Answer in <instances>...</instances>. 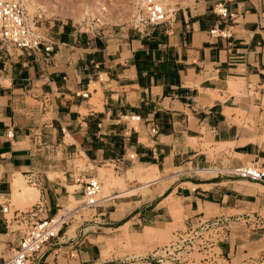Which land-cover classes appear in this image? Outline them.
Returning a JSON list of instances; mask_svg holds the SVG:
<instances>
[{
	"label": "crops",
	"instance_id": "crops-1",
	"mask_svg": "<svg viewBox=\"0 0 264 264\" xmlns=\"http://www.w3.org/2000/svg\"><path fill=\"white\" fill-rule=\"evenodd\" d=\"M216 1L232 16L214 14ZM73 27L62 21L46 31L50 52L0 51V263L18 239L4 222L17 209L16 172L37 188L41 216L68 200L76 174L107 166L117 174L109 197L63 224L34 264H109L116 251L103 258L102 248L112 232L143 237L149 229L165 240L182 225L230 224L264 209V183L214 170L264 169V0H195L140 32ZM168 197L180 203L182 225ZM173 220L178 226L164 232Z\"/></svg>",
	"mask_w": 264,
	"mask_h": 264
},
{
	"label": "rangeland",
	"instance_id": "rangeland-1",
	"mask_svg": "<svg viewBox=\"0 0 264 264\" xmlns=\"http://www.w3.org/2000/svg\"><path fill=\"white\" fill-rule=\"evenodd\" d=\"M20 1L23 3V0ZM194 1L168 0L165 7L170 15L175 7L193 3ZM33 3L34 9L31 17L34 20H38V25L43 34L62 21L73 23V28L78 31H85L90 35L96 36L99 33L112 31L140 32V30L144 31L152 27L146 26L140 28V30L133 27L136 9L131 10L129 7L137 6L134 4L135 0H34ZM95 3L99 8L105 7V12H111L109 15L113 19L99 20L97 16L90 15ZM86 10L89 12L88 16L84 14ZM1 50H4V48ZM238 88L243 90V83L239 84ZM219 148L220 146H217L216 150ZM84 164V159H75L77 168H84ZM107 167L109 168L102 167L99 169L98 175H96L101 181L100 196L104 197L109 196L112 189H114L109 188V179L113 177V174L117 175L112 171L111 166ZM201 174L203 173L201 172ZM103 184L107 186L105 185L106 187H104ZM68 186L69 191L72 189L68 200L57 208H63V206L68 207V209L75 208L76 212L71 213L70 218H66L65 221L73 219V222H78L82 216L87 215L89 210L87 207H83L80 184L78 186L76 184ZM125 188L126 185L120 189ZM261 189L264 188L262 187ZM73 190L76 193L71 196ZM12 199L13 196L11 194V207H16L17 209H26L37 201V197L23 203H15L17 201L14 202V199ZM165 201L166 206H168L171 203L170 197L166 198ZM12 211V208H10L7 216H11ZM60 213H62V210ZM173 217L177 218L180 225H182L181 217L178 214H173ZM221 222V219L217 222H210L209 219H205L199 225L189 229L182 225L183 230H180L178 235L170 236L168 233L165 240L161 239V237H156V232L149 229L146 230L147 234L150 235H148L149 237L147 235L143 237L130 235L127 230L115 231L111 233L112 238L105 240L106 247L102 248V257H109L111 251L115 250L117 260L109 262V264H264V209L254 213L252 218L247 215L240 219H233L230 224ZM166 225L167 229H164V232L168 231L169 228L177 227L178 223L173 220L170 225L169 223H166ZM161 233L163 232L161 231ZM156 239L159 240L157 242L159 246L155 247V244L147 245V243ZM151 249H154L152 253L155 252V254L151 259H148L146 255L150 254L146 253ZM128 255L133 256L124 260V257H128ZM137 257L140 258L138 259ZM135 260H138V262H135ZM31 264H34V262Z\"/></svg>",
	"mask_w": 264,
	"mask_h": 264
},
{
	"label": "built area",
	"instance_id": "built-area-1",
	"mask_svg": "<svg viewBox=\"0 0 264 264\" xmlns=\"http://www.w3.org/2000/svg\"><path fill=\"white\" fill-rule=\"evenodd\" d=\"M212 10L220 18L232 16L224 1H216ZM169 17L163 0H141L136 6L133 27L140 30L146 26L162 25ZM215 31L214 28L210 29L211 34ZM3 48L5 51L12 49L32 52L40 50L50 52L53 49L51 41L41 32L38 20L29 17L20 0H0V49ZM7 134L10 136L11 132ZM133 156L134 154H129V158ZM214 170L216 173L225 172L264 183V169L255 164L246 163ZM73 180L79 183L82 189L83 207L95 206L109 197L100 196L101 181L96 175L83 177L76 174ZM1 210L8 212V203L1 206ZM58 210L51 216H41L39 212L43 211V205L36 201L26 209H14L11 216H4L6 233L17 235L18 239L11 247L9 255L0 264L33 263L44 245L57 237L62 225L66 223V218H70V214L76 212V209L72 208L58 215Z\"/></svg>",
	"mask_w": 264,
	"mask_h": 264
},
{
	"label": "bare ground",
	"instance_id": "bare-ground-1",
	"mask_svg": "<svg viewBox=\"0 0 264 264\" xmlns=\"http://www.w3.org/2000/svg\"><path fill=\"white\" fill-rule=\"evenodd\" d=\"M141 0H135V3L134 4H136L137 5V3H139ZM168 0H163V4L165 5L166 4V2H167ZM191 1V0H190ZM34 0H23V6H24V8H25V10H26V12H27V14L31 17V14H32V12H33V9H34ZM97 3V2H96ZM95 3V5H93V7H92V12L90 13V15H94V16H97L98 18H99V20L100 19H102V20H109L111 17H110V15H109V13H111V12H109L108 13V11L107 12H105L106 10H105V7H98L97 6V4ZM92 4H94V3H92ZM91 4V5H92ZM132 6V5H131ZM131 10L132 9H136V6L134 5V6H132V7H129ZM91 9V8H90ZM110 11V10H109ZM73 12H76V11H73ZM84 14L85 15H89V12H88V10H86V11H84ZM80 16V15H79ZM118 16V15H117ZM111 19H113V17L111 18ZM227 84L231 87V88H233L234 90H237V88L239 87V84L237 83V82H233V81H228L227 82ZM238 91V90H237ZM239 92V91H238ZM193 141H194V139H193ZM13 177L11 178V183H12V185H11V194H12V196H13V199H14V202L15 201H17V202H15V203H23V202H27V201H29V200H31V199H33V198H35V197H37L38 196V190H37V188L36 187H34L33 185H28V184H26L25 183V181H24V179H23V176L19 173V172H16V173H14V175H12ZM153 176H154V174H153ZM140 178L138 179L139 181H145V180H148V179H150L151 178V174H149V175H143V177H141V176H139ZM106 183V182H105ZM77 186H78V184L77 183H75ZM104 185V184H103ZM106 185V184H105ZM104 185V187H106ZM260 188H262V186H259ZM70 188H72L71 186H70ZM68 189H69V186H68ZM104 189V188H103ZM130 189V188H129ZM105 190H106V188H105ZM72 191V189L70 190V192ZM106 193V192H105ZM72 196V195H71ZM12 199V200H13ZM178 199V198H177ZM66 209H68V207H66V206H63V208H59V210H58V215H60L61 213V210H62V212H64ZM177 209H181V206H180V203L177 201V200H175V202L174 203H172L171 205H169L168 206V212H170V214H177L176 212V210ZM181 217V216H180ZM143 234H145L144 236H146L147 235V237H149L150 235L149 234H147V231H145V233H143ZM149 235V236H148ZM143 239V238H142ZM103 252V251H102Z\"/></svg>",
	"mask_w": 264,
	"mask_h": 264
}]
</instances>
